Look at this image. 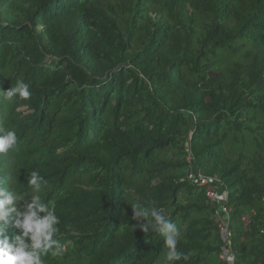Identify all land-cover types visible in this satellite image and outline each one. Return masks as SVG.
<instances>
[{"label":"trees","instance_id":"16d2710c","mask_svg":"<svg viewBox=\"0 0 264 264\" xmlns=\"http://www.w3.org/2000/svg\"><path fill=\"white\" fill-rule=\"evenodd\" d=\"M18 80L32 95L9 102ZM10 129L0 187L30 200L39 171L60 220L44 264H164L163 236L129 228L137 202L180 230L174 264H220L187 149L228 193L235 264H264V0H0Z\"/></svg>","mask_w":264,"mask_h":264},{"label":"clouds","instance_id":"9594fccd","mask_svg":"<svg viewBox=\"0 0 264 264\" xmlns=\"http://www.w3.org/2000/svg\"><path fill=\"white\" fill-rule=\"evenodd\" d=\"M29 85L18 80L3 96L11 102L13 98L27 100L31 97ZM18 142L17 133L8 130L0 135V154L14 149ZM45 183L39 171L33 170L27 185L37 194L30 200L15 191L0 187V264H44L43 257L51 254L59 256L63 245L56 238L60 223L55 205L45 203L38 194ZM43 213L41 216L40 214ZM131 220L136 221L132 230L142 233L155 231L163 236L167 251L164 264L187 259L177 249L181 236L177 226L163 214L162 209L150 207L142 202L131 204ZM232 260L233 257H229Z\"/></svg>","mask_w":264,"mask_h":264},{"label":"built area","instance_id":"2783aa9c","mask_svg":"<svg viewBox=\"0 0 264 264\" xmlns=\"http://www.w3.org/2000/svg\"><path fill=\"white\" fill-rule=\"evenodd\" d=\"M187 156L188 171L187 179L191 184L198 188L205 189L206 198L217 207V214L219 217V237L221 241L219 261L220 264H235L236 257L232 246L233 234L230 229L231 212L230 208L226 205L228 201L227 191L219 190V181L216 178H211L203 175L200 172H195L192 168V157L189 149ZM233 257L229 260V257Z\"/></svg>","mask_w":264,"mask_h":264},{"label":"rangeland","instance_id":"374dc122","mask_svg":"<svg viewBox=\"0 0 264 264\" xmlns=\"http://www.w3.org/2000/svg\"><path fill=\"white\" fill-rule=\"evenodd\" d=\"M18 111H20V112H25V111H26V108H25V107L20 108Z\"/></svg>","mask_w":264,"mask_h":264}]
</instances>
